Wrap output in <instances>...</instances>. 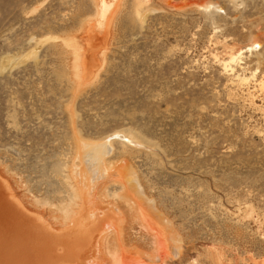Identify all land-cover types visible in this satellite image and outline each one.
<instances>
[{
    "label": "rangeland",
    "instance_id": "374dc122",
    "mask_svg": "<svg viewBox=\"0 0 264 264\" xmlns=\"http://www.w3.org/2000/svg\"><path fill=\"white\" fill-rule=\"evenodd\" d=\"M263 74L264 0H0L1 186L53 220L76 140L114 137L107 159L129 163L181 240L132 264H264ZM129 228L126 246L160 253Z\"/></svg>",
    "mask_w": 264,
    "mask_h": 264
},
{
    "label": "bare ground",
    "instance_id": "6f19581e",
    "mask_svg": "<svg viewBox=\"0 0 264 264\" xmlns=\"http://www.w3.org/2000/svg\"><path fill=\"white\" fill-rule=\"evenodd\" d=\"M105 6L103 3L100 10L105 12ZM254 46H258L256 41L246 50L251 51ZM80 51L79 47L72 48L74 73L84 82L85 74H80L83 66ZM240 55L237 50L230 52L226 62L221 63L222 68L229 71ZM95 72L91 77L97 75ZM235 80L243 82L244 78L237 76ZM259 86L264 89V74ZM116 134L127 147L147 143L129 131ZM113 138L99 143L76 140L71 169L76 187L72 182L69 184L72 199L60 205L56 214L52 212L53 220L46 219L44 212L36 207L16 202L10 186L5 185V191L0 182V264H132L139 259L152 263L166 256L169 247L178 255L179 235L147 196L134 169L126 160L128 164L120 161L122 157L119 163H110L107 159ZM108 185L117 188L110 198L106 195ZM28 213L37 220L30 219ZM135 225L155 241L158 255L142 252L137 249L138 245L126 246L129 242L125 243L123 234Z\"/></svg>",
    "mask_w": 264,
    "mask_h": 264
}]
</instances>
